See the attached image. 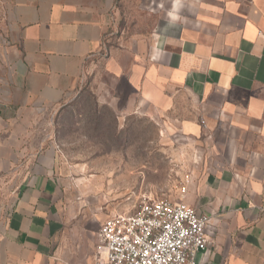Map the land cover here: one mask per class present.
<instances>
[{
    "label": "crops",
    "instance_id": "1",
    "mask_svg": "<svg viewBox=\"0 0 264 264\" xmlns=\"http://www.w3.org/2000/svg\"><path fill=\"white\" fill-rule=\"evenodd\" d=\"M128 1L0 0V264L95 262L115 213L84 196L87 165L59 138L90 79L172 140L186 188L168 198L208 218L197 263L264 264V0H137L152 33L114 47Z\"/></svg>",
    "mask_w": 264,
    "mask_h": 264
},
{
    "label": "rangeland",
    "instance_id": "2",
    "mask_svg": "<svg viewBox=\"0 0 264 264\" xmlns=\"http://www.w3.org/2000/svg\"><path fill=\"white\" fill-rule=\"evenodd\" d=\"M114 12L108 44L134 48L152 33L150 14L137 0L118 3ZM94 86L90 79L89 89L59 117L62 146L71 160L87 165L84 196L100 200L104 217L134 212L143 197L173 196L184 176L172 140H164L156 118L142 110L117 115Z\"/></svg>",
    "mask_w": 264,
    "mask_h": 264
},
{
    "label": "built area",
    "instance_id": "3",
    "mask_svg": "<svg viewBox=\"0 0 264 264\" xmlns=\"http://www.w3.org/2000/svg\"><path fill=\"white\" fill-rule=\"evenodd\" d=\"M207 221L183 201L143 197L134 212L100 224L94 264H198L196 254L207 250Z\"/></svg>",
    "mask_w": 264,
    "mask_h": 264
}]
</instances>
